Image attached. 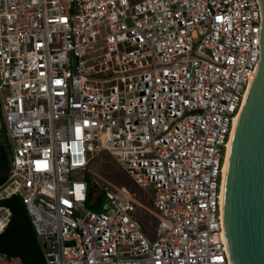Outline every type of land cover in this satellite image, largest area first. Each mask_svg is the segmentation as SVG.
<instances>
[{
    "label": "built area",
    "instance_id": "2783aa9c",
    "mask_svg": "<svg viewBox=\"0 0 264 264\" xmlns=\"http://www.w3.org/2000/svg\"><path fill=\"white\" fill-rule=\"evenodd\" d=\"M262 24L260 0H0V191L22 199L46 264H232L224 166ZM101 154L151 191L155 239L136 196L75 179ZM94 187L110 214L88 206Z\"/></svg>",
    "mask_w": 264,
    "mask_h": 264
},
{
    "label": "water",
    "instance_id": "95a60500",
    "mask_svg": "<svg viewBox=\"0 0 264 264\" xmlns=\"http://www.w3.org/2000/svg\"><path fill=\"white\" fill-rule=\"evenodd\" d=\"M262 54L234 127L223 180L222 225L232 264H264V0Z\"/></svg>",
    "mask_w": 264,
    "mask_h": 264
},
{
    "label": "rangeland",
    "instance_id": "374dc122",
    "mask_svg": "<svg viewBox=\"0 0 264 264\" xmlns=\"http://www.w3.org/2000/svg\"><path fill=\"white\" fill-rule=\"evenodd\" d=\"M0 124H2V118L0 115ZM7 142L4 136H0V156L6 151ZM89 171L96 174L95 176L91 173H76L75 179H85L88 183L92 184L95 180L105 185H113L117 188L125 190L127 193H131L136 196L142 206L138 207L136 217L143 223L144 231L148 237L155 239L157 237L158 226L160 219L158 214L154 210L152 193L150 190H145L138 187L132 179L128 176L126 170L118 164L111 156L107 154L95 155V160L89 166ZM92 202L89 201L88 206L97 212H105L110 214V210H96V205L100 207H108L109 201L102 195L99 194L98 190L94 187L91 191ZM7 198L6 194L0 191V200ZM100 200V201H99ZM6 213L2 207H0V221L6 217Z\"/></svg>",
    "mask_w": 264,
    "mask_h": 264
},
{
    "label": "trees",
    "instance_id": "16d2710c",
    "mask_svg": "<svg viewBox=\"0 0 264 264\" xmlns=\"http://www.w3.org/2000/svg\"><path fill=\"white\" fill-rule=\"evenodd\" d=\"M9 167L10 153L6 149L0 156V186L8 181ZM0 207L8 209V213L11 212L10 222L0 233V254L21 258L23 264H46L42 247L22 199L18 195L1 199ZM96 210L103 211L104 208L97 206Z\"/></svg>",
    "mask_w": 264,
    "mask_h": 264
},
{
    "label": "bare ground",
    "instance_id": "6f19581e",
    "mask_svg": "<svg viewBox=\"0 0 264 264\" xmlns=\"http://www.w3.org/2000/svg\"><path fill=\"white\" fill-rule=\"evenodd\" d=\"M233 132H234V130H233ZM232 136H233V134H232ZM231 141H232V137H231ZM230 145H231V142H230V144H229V146H228V152H227V156H226V161H225V166H224V172H225V168H226V163H227V159H228V154H229V150H230ZM96 175V174H95ZM14 191V189H7L5 192H3V193H5L6 194V197L11 193V192H13ZM222 198H223V194H222Z\"/></svg>",
    "mask_w": 264,
    "mask_h": 264
},
{
    "label": "crops",
    "instance_id": "0c3cea01",
    "mask_svg": "<svg viewBox=\"0 0 264 264\" xmlns=\"http://www.w3.org/2000/svg\"><path fill=\"white\" fill-rule=\"evenodd\" d=\"M8 198V197H7Z\"/></svg>",
    "mask_w": 264,
    "mask_h": 264
}]
</instances>
